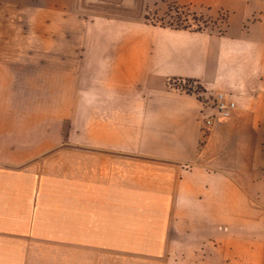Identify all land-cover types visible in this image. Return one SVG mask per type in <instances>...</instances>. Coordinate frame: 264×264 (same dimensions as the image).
<instances>
[{"label": "crops", "instance_id": "crops-1", "mask_svg": "<svg viewBox=\"0 0 264 264\" xmlns=\"http://www.w3.org/2000/svg\"><path fill=\"white\" fill-rule=\"evenodd\" d=\"M32 1L0 0L41 16L0 21V207L12 171L65 210L56 246L0 230V264H264V0ZM164 1L210 24L146 21ZM172 79L235 108L207 126Z\"/></svg>", "mask_w": 264, "mask_h": 264}, {"label": "rangeland", "instance_id": "rangeland-1", "mask_svg": "<svg viewBox=\"0 0 264 264\" xmlns=\"http://www.w3.org/2000/svg\"><path fill=\"white\" fill-rule=\"evenodd\" d=\"M33 1L31 3L37 6V0ZM18 3L20 6L19 0ZM52 3V1H49L50 6H52ZM167 3L169 2L164 1L162 4ZM5 7L6 6L4 5L1 6L2 13L0 14V21L3 23L10 21L15 24V26L12 28V31H10V27L4 28L3 38L5 39L10 38L9 35H12L16 41L22 40L25 38L26 34V31L23 30V23L29 22L31 18H35L37 22H40V13L37 14V16H34L33 14L28 15L19 12L17 15L12 14L11 17L9 14H3L4 9L8 11V8ZM18 8L19 11H21L23 7L20 6ZM145 17L147 18L146 21H156L166 25L185 26L192 24L193 26H196L194 29H201L202 26L206 27V24H210L209 20H201V17L198 18L196 14H192L188 11V9L172 5L168 7L164 6L160 15H155L151 11L149 14L145 15ZM199 103L202 102L199 101ZM201 114L203 113L201 112ZM41 165V161H38L36 165L34 164L35 168ZM42 178L43 177L41 175H37L35 173L33 175L32 190H30L31 186L28 184L27 188H25L28 189L27 192H20L21 195L23 194L25 196L23 199L20 197L18 199L17 197H14V195L17 193V191L14 190V188L17 187V185H14V173H12V171H5L2 173L3 198L2 206L0 207V230L33 231L37 235L51 236L53 238H47L45 240L34 239V245L56 246L58 241H60L57 238L59 228V211L65 210V208L62 206L60 207L58 203L59 200L63 198V196L60 197L61 193L57 188L56 180H54L57 178L56 175L45 176L44 183L47 184L43 183ZM146 215L151 214L146 213ZM149 234H152V232L147 231V235ZM146 257L152 256L146 255Z\"/></svg>", "mask_w": 264, "mask_h": 264}, {"label": "built area", "instance_id": "built-area-1", "mask_svg": "<svg viewBox=\"0 0 264 264\" xmlns=\"http://www.w3.org/2000/svg\"><path fill=\"white\" fill-rule=\"evenodd\" d=\"M190 88L193 91L192 94L202 102V108L206 115L204 122L207 126L212 125L216 118L228 117L235 108V101L224 92L206 91L196 84Z\"/></svg>", "mask_w": 264, "mask_h": 264}, {"label": "trees", "instance_id": "trees-1", "mask_svg": "<svg viewBox=\"0 0 264 264\" xmlns=\"http://www.w3.org/2000/svg\"><path fill=\"white\" fill-rule=\"evenodd\" d=\"M169 85H173L174 87H177L181 90H187V92H193L190 87L194 86V83L189 80H185L183 83H181V80L172 79L168 81Z\"/></svg>", "mask_w": 264, "mask_h": 264}]
</instances>
